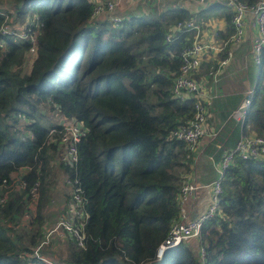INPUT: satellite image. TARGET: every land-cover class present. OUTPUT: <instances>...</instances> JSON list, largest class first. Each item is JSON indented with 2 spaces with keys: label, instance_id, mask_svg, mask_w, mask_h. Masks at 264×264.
I'll return each instance as SVG.
<instances>
[{
  "label": "trees",
  "instance_id": "trees-1",
  "mask_svg": "<svg viewBox=\"0 0 264 264\" xmlns=\"http://www.w3.org/2000/svg\"><path fill=\"white\" fill-rule=\"evenodd\" d=\"M241 1L253 6L260 0ZM15 4L14 13L0 10V199L16 182L26 186L0 201V264H51L45 253L39 258L33 252L45 238L53 206L54 163L70 181L72 195L81 189L86 213L84 245L66 237L67 264H264V159L240 157L224 172L219 210L205 221L200 238L158 258L181 219L187 177L196 171L211 183L219 177L213 160L219 162L242 134L264 136V52L260 64L249 60L247 73L255 84L243 121L229 117L247 83L226 70L215 83L224 96L210 108V116L214 108L224 124L208 127L218 131L208 147L195 157L174 135L196 112V99L173 94L181 53L195 33L180 31L171 41L167 35L179 22L195 18L204 24L222 16L227 26L217 36L227 41L235 32L232 11L219 2L196 14L171 8L115 23L110 16L91 19L94 0ZM5 24L12 34L2 33ZM25 27L28 35L21 38ZM226 55L227 50L218 61L203 62L197 79L216 72ZM56 110L90 129L78 144L75 165L60 160L66 125L47 119V111ZM24 220L31 227L15 234L13 226Z\"/></svg>",
  "mask_w": 264,
  "mask_h": 264
},
{
  "label": "built area",
  "instance_id": "built-area-1",
  "mask_svg": "<svg viewBox=\"0 0 264 264\" xmlns=\"http://www.w3.org/2000/svg\"><path fill=\"white\" fill-rule=\"evenodd\" d=\"M197 1L202 6H205L210 2L224 3L232 11V25L234 26L235 32L227 41H222V43L205 39L202 40L200 37L202 24L194 18L187 22H179L172 27L167 35V40L171 41L173 35L177 32L193 31L195 33L192 45L184 49L181 53L182 66L179 75L175 79L173 87V94L176 98L180 100H186L189 98L196 99V112L194 117L187 123L180 125V127L174 132L176 138L186 143L187 148L192 153H195V157H198V153L200 152L199 149L202 139L210 134L213 137L215 136V134L209 133L210 131L208 130V118L210 116V108L214 96H207L202 92V82L196 77L205 58L211 52L220 54L227 50L226 57L220 61L219 70L221 67L228 65L233 58L234 48L244 40L249 25L255 30L252 39V59L254 63H261L262 54L264 52V0H260L253 6L247 5L241 0ZM119 3L120 0L96 2L91 19L97 18L98 15L103 12H108L111 20L115 23L122 22V20H124L123 16L117 13ZM28 26L29 24H27V28ZM1 31L4 34H12V30L6 24L2 26ZM27 35L28 31L25 27V30L21 31L19 36L25 38ZM31 39L35 43L36 35H32ZM34 52L35 46L31 49V53ZM249 95H253V90ZM250 104L251 100L247 99L242 107L234 112L233 117L237 121H243ZM58 123L66 125L65 131L62 133L60 140V160L75 165L79 159L78 144L89 133L90 129L82 122L66 120L62 114ZM235 157H240L242 159H264V136L241 135L236 145L223 153L219 162L214 161L211 157L219 174V177L211 183L200 184L198 181L194 180L193 176L189 175L187 177L180 192L182 202L197 194L201 188L210 187L212 191L210 206L204 213L194 218H189L185 211L182 210L181 219L172 225L168 238L159 247V259L162 258L167 249L178 246L184 241L193 238H200L205 221L214 217L219 210L220 198L223 193L222 177L224 172L234 161ZM20 186L25 187L26 183H20ZM32 193L33 196H37V188L33 189ZM3 200H5V198L0 199L1 202H3ZM85 214L86 213L83 209L82 192L81 189L77 187L73 192L67 211L58 219L55 227L47 232L45 239L35 248L33 256L42 258V250L44 246L48 244L53 234L74 238L81 245H84L85 222L83 218ZM201 252L202 255L205 254L203 248Z\"/></svg>",
  "mask_w": 264,
  "mask_h": 264
},
{
  "label": "crops",
  "instance_id": "crops-1",
  "mask_svg": "<svg viewBox=\"0 0 264 264\" xmlns=\"http://www.w3.org/2000/svg\"><path fill=\"white\" fill-rule=\"evenodd\" d=\"M16 0H0V10L1 11H8L9 13H14L16 10ZM95 2H105L107 0H94ZM217 3L210 2L209 4L202 6L198 3L197 0H120L117 13L122 15L124 19L130 17H155L160 15L163 11L171 9V8H184L187 9L189 12L196 14L201 10L207 9L211 5H215ZM215 16V15H214ZM99 18L103 19L109 17L108 12H103L98 15ZM227 21L224 17H215L212 18L208 22H204L202 24V32H201V39L208 40L213 42L222 43V40L219 39L217 36L219 31L226 29ZM255 30L251 27V25L247 28V33L244 40L234 48L233 58L230 63L226 66H223L216 70V72L210 71L207 75L204 74L202 78V92L207 95H213V102L214 105L215 99L224 96V93L221 91H217L215 89V83L218 81V76L223 73L224 71L228 70L233 75H238L241 78L245 77V81L247 83V89L244 94V98L241 104L233 109L230 114V119L237 121L232 115L235 111L239 110L242 105L247 101V96L253 90L255 81L249 79L248 76V65L249 60L253 61L252 59V39L254 37ZM242 53V58H238L237 54ZM219 54L215 52H211L205 58L204 62L210 61H218ZM220 65V61H219ZM202 66V65H201ZM210 77H213V82L210 81ZM218 113L214 111V108L211 111V116L208 122V127L215 126L218 130L223 127L224 122L219 120ZM238 122V121H237ZM209 129H212L210 128ZM213 134H217V130H214ZM210 133V132H209ZM243 135V134H242ZM213 140V136L207 135L205 136L200 145L199 151L202 153L211 143ZM191 176L194 177L195 181H198L200 184H205L201 180V175L194 171ZM211 188L204 187L201 188L197 194L192 197L185 199L182 202V210L185 211L186 215L189 218H194L206 211L209 207L210 200H211ZM197 245V241L191 240Z\"/></svg>",
  "mask_w": 264,
  "mask_h": 264
},
{
  "label": "rangeland",
  "instance_id": "rangeland-1",
  "mask_svg": "<svg viewBox=\"0 0 264 264\" xmlns=\"http://www.w3.org/2000/svg\"><path fill=\"white\" fill-rule=\"evenodd\" d=\"M150 97H151V102L155 103L156 98L153 95L152 91ZM47 115H48L47 119L49 122L56 123L60 121L61 114L57 110L47 111ZM200 154L201 152L198 153V156ZM53 165H54L56 187H55V191L53 192L54 197H52L53 206L50 212H48L50 218L48 224L46 225V230L44 232L45 237L47 232L55 227L58 219L64 214V211L68 209L71 200L70 199L69 202H67L66 199V196L69 195L72 191V185L70 181L67 180V176L63 173L61 167L59 166V163H54ZM21 188L22 187L20 186V182L19 183L16 182L12 189L9 188V190L5 192L6 194L5 198L7 199L8 194L10 195L14 194L15 196H17L18 195L17 193L20 191ZM6 199L3 200V202L1 203L3 204L6 201ZM30 227H31L30 223L24 220L19 222V224H17L16 226L14 225L13 229L15 234L24 235L23 233L28 231ZM44 239L40 240L36 247H38ZM42 253H45L46 260L51 264H67L66 259L68 257L69 251H68V244L66 237L53 234L48 244L44 246Z\"/></svg>",
  "mask_w": 264,
  "mask_h": 264
},
{
  "label": "water",
  "instance_id": "water-1",
  "mask_svg": "<svg viewBox=\"0 0 264 264\" xmlns=\"http://www.w3.org/2000/svg\"><path fill=\"white\" fill-rule=\"evenodd\" d=\"M247 99H248V100H251V99H252V96L248 95V96H247ZM242 110H243V109H242Z\"/></svg>",
  "mask_w": 264,
  "mask_h": 264
}]
</instances>
